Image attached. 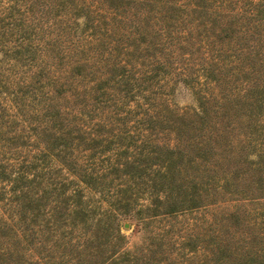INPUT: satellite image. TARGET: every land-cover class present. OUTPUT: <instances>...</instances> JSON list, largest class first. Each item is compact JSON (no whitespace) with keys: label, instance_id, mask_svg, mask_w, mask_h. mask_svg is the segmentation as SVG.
Wrapping results in <instances>:
<instances>
[{"label":"rangeland","instance_id":"374dc122","mask_svg":"<svg viewBox=\"0 0 264 264\" xmlns=\"http://www.w3.org/2000/svg\"><path fill=\"white\" fill-rule=\"evenodd\" d=\"M253 1L260 4L259 15L250 13L251 0H124L113 2L109 9L112 14L105 12L108 1L85 0L96 11L92 16L105 17L98 21L94 18L93 22H86L83 16L75 19L66 8L69 5L62 4L49 19L45 17L37 37L31 39L33 59L31 55L19 62L13 57V49L20 43L19 33L15 26L11 27L12 21L3 12L4 2L0 0V170L5 160L15 169L25 163L32 166L30 177L37 183V194L48 198V205L65 183L66 192L81 189L90 204L96 203V217L102 210L109 214L107 202L113 200L115 187L131 186L133 181L107 174V191L100 192L79 182L64 162L71 159L100 174L107 172L106 156L116 159L111 156L115 149L100 153L97 146L89 148L94 143L91 140L109 138L115 145L121 138L119 143L128 156L139 150L133 146H140L143 138L172 144L173 133L150 127L151 116L196 108L194 90L204 95L212 91L217 94L215 84L205 81V70L216 65L223 73H230L229 62L237 61L241 51L246 53L240 47L260 42L258 52L252 51L251 57L264 63V0ZM120 11L134 12L139 30L132 31L119 22ZM247 28L251 29L249 38L240 31ZM159 59L169 60L172 66L152 71L153 60ZM185 67L194 69L195 77L189 84L184 82L186 75H181ZM242 76L237 84L220 88L242 92L246 87V83L240 84ZM246 76L253 79L257 75ZM260 129L258 140L264 141V117ZM61 131L73 138L72 144L65 150L51 149V137ZM8 137H15L14 145L7 146L4 139ZM133 192L130 189L128 193ZM10 197L11 185L1 180L0 253L4 245L3 222H9L12 214ZM133 198L136 206L147 202L144 194L136 193ZM235 205L245 211L258 208L226 196L216 204L173 217L150 218L147 213L130 210L120 213L117 222L125 236V248L134 249L149 231L170 229L167 235L172 238L196 233L205 220Z\"/></svg>","mask_w":264,"mask_h":264},{"label":"trees","instance_id":"16d2710c","mask_svg":"<svg viewBox=\"0 0 264 264\" xmlns=\"http://www.w3.org/2000/svg\"><path fill=\"white\" fill-rule=\"evenodd\" d=\"M77 1L3 0V12L20 38L13 57L19 62L31 55L33 59L35 48L31 39L37 37L45 17L49 19L62 4L69 5L66 8L75 19L80 16L86 22L105 19L99 14L92 16L96 11L91 10L89 2ZM106 1L110 4L105 12L112 14L109 9L113 8V2L124 0ZM250 7L252 15L262 12L260 4L253 0ZM118 15L119 22L128 29L139 30L134 12L120 11ZM240 31L250 37V28ZM260 44L240 47L246 53L241 51L237 61L229 62L230 73H223L216 65L212 69L207 67L204 79L213 82L219 92L204 95L194 90L196 108L181 113L170 111L166 116L156 112L150 117L151 128L173 133L172 144L143 138L140 146H133L139 150L128 156L119 143L121 138L118 145L109 138L94 139L89 148L97 146L100 153L115 149L111 156L116 159L106 156L107 172L87 170L71 159L64 162L79 182L100 192L107 191L109 182L104 180L107 174L133 181L131 186L115 187L113 200L107 202L109 214L108 210H102L96 217V203L90 204L81 189L66 192L65 183L58 187L48 205V198L37 194V183L30 177L32 166L23 163L15 169L3 161L0 181L11 185L12 214L9 222H3L0 264H264V141L258 140L264 117V69H261L264 63L251 57ZM153 64L159 66H153L152 71L172 66L169 60L160 59L153 60ZM183 70L185 74L181 75H186L183 79L189 84L195 77L194 69ZM249 73L257 76L250 79L246 76ZM241 75L240 84L246 83L242 92L220 88L237 84ZM68 135L61 131L51 137L48 146L65 150L72 144L73 138ZM15 141V137L4 139L7 146ZM130 189L135 192L129 194ZM136 193L144 194L147 202L136 206L137 200L133 198ZM226 196L258 208L245 211L235 205L232 210L205 220L199 232L172 238L167 235L170 229L149 231L142 244L134 249L125 248V236L117 222L120 213L131 210L136 214L147 213L150 218L173 217L216 204Z\"/></svg>","mask_w":264,"mask_h":264}]
</instances>
